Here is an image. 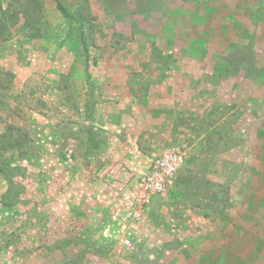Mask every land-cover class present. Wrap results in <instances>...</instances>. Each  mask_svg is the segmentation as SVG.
<instances>
[{
  "label": "rangeland",
  "instance_id": "374dc122",
  "mask_svg": "<svg viewBox=\"0 0 264 264\" xmlns=\"http://www.w3.org/2000/svg\"><path fill=\"white\" fill-rule=\"evenodd\" d=\"M57 1L68 16L0 0V163L23 187L3 208L0 176V264H169L238 200L256 211L244 186L264 173V0ZM85 121L109 137L98 157L80 156ZM173 146L186 159L142 243L103 238L98 193ZM242 250L240 264L264 257Z\"/></svg>",
  "mask_w": 264,
  "mask_h": 264
},
{
  "label": "built area",
  "instance_id": "2783aa9c",
  "mask_svg": "<svg viewBox=\"0 0 264 264\" xmlns=\"http://www.w3.org/2000/svg\"><path fill=\"white\" fill-rule=\"evenodd\" d=\"M186 159L179 146L168 147L129 165L124 184L97 198L107 210L100 228L103 238H116L120 246L142 243L150 232L147 211L153 197L163 196L174 186L176 174Z\"/></svg>",
  "mask_w": 264,
  "mask_h": 264
},
{
  "label": "crops",
  "instance_id": "0c3cea01",
  "mask_svg": "<svg viewBox=\"0 0 264 264\" xmlns=\"http://www.w3.org/2000/svg\"><path fill=\"white\" fill-rule=\"evenodd\" d=\"M249 178L251 179L248 186L244 187L249 188L248 198L257 200L256 211L241 210L238 200V206L234 208L230 217L231 221L227 223L228 217L224 216V222L218 220L215 226H201L199 232L186 239L183 245L184 257L180 258L178 254L169 260V264H240L243 262L241 256L245 257L243 247L248 251H254L255 255L258 249H264V173H261L259 178ZM119 186L121 183H116L114 188L108 187L106 191L98 194L104 199L106 194ZM98 194H91L90 198ZM244 214H247L246 219L242 217ZM261 256L260 253L253 258H246L245 264H264V257Z\"/></svg>",
  "mask_w": 264,
  "mask_h": 264
},
{
  "label": "trees",
  "instance_id": "16d2710c",
  "mask_svg": "<svg viewBox=\"0 0 264 264\" xmlns=\"http://www.w3.org/2000/svg\"><path fill=\"white\" fill-rule=\"evenodd\" d=\"M55 1L57 3L58 9H60L64 15L68 16V12L66 11V9L62 7V5L57 0ZM80 41L83 45L84 52L87 55L88 49L82 33H80ZM87 107L88 105L86 104V112H88ZM84 123H87V121H85ZM83 132L85 134V137L84 147L80 150L81 158L98 157L102 155L109 144V137L107 135V132L104 129L97 128L95 127V125L88 123L83 125ZM0 176H2L7 183L6 190L1 195V206L3 208H11L19 202V195L22 193L23 187L13 179L10 168L3 163H0ZM69 243L70 242L67 240L64 241V244H66V246ZM79 243L82 244L84 250H87V247L83 244L82 241H80ZM60 248L65 249V247L63 246Z\"/></svg>",
  "mask_w": 264,
  "mask_h": 264
}]
</instances>
